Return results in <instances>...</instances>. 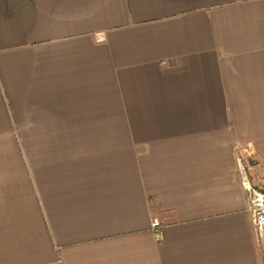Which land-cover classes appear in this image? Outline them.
<instances>
[{"label": "crops", "instance_id": "obj_1", "mask_svg": "<svg viewBox=\"0 0 264 264\" xmlns=\"http://www.w3.org/2000/svg\"><path fill=\"white\" fill-rule=\"evenodd\" d=\"M238 152L264 0H0V264H261Z\"/></svg>", "mask_w": 264, "mask_h": 264}, {"label": "built area", "instance_id": "obj_2", "mask_svg": "<svg viewBox=\"0 0 264 264\" xmlns=\"http://www.w3.org/2000/svg\"><path fill=\"white\" fill-rule=\"evenodd\" d=\"M238 152L236 155V165L238 179L242 188L248 195V212L254 229L255 238L262 243L263 254L261 264H264V188H256L252 182V176L249 173L246 161ZM260 174L264 179V165L260 168ZM150 227L156 238H162V222L158 217H152Z\"/></svg>", "mask_w": 264, "mask_h": 264}, {"label": "rangeland", "instance_id": "obj_3", "mask_svg": "<svg viewBox=\"0 0 264 264\" xmlns=\"http://www.w3.org/2000/svg\"><path fill=\"white\" fill-rule=\"evenodd\" d=\"M247 153H245L244 155H246ZM241 155L244 157V155L241 153ZM246 159H248V161H246V165L248 166V171L252 176V182L255 185L256 188H264V179H262L261 177V172H260V168L264 165V155L257 154V158H253V157H245ZM244 158V159H245Z\"/></svg>", "mask_w": 264, "mask_h": 264}]
</instances>
